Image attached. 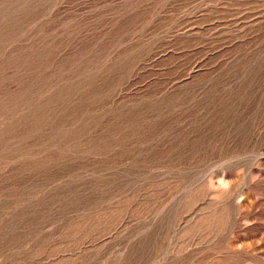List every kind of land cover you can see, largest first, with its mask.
Masks as SVG:
<instances>
[{
    "label": "rangeland",
    "instance_id": "1",
    "mask_svg": "<svg viewBox=\"0 0 264 264\" xmlns=\"http://www.w3.org/2000/svg\"><path fill=\"white\" fill-rule=\"evenodd\" d=\"M0 264H264V0H0Z\"/></svg>",
    "mask_w": 264,
    "mask_h": 264
}]
</instances>
